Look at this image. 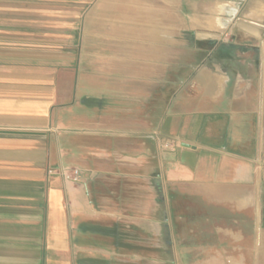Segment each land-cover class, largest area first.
<instances>
[{
  "label": "crops",
  "instance_id": "1",
  "mask_svg": "<svg viewBox=\"0 0 264 264\" xmlns=\"http://www.w3.org/2000/svg\"><path fill=\"white\" fill-rule=\"evenodd\" d=\"M187 24L176 0H0V264H205L189 254L238 241L260 207L264 0L226 41L261 39L256 57L215 62Z\"/></svg>",
  "mask_w": 264,
  "mask_h": 264
},
{
  "label": "rangeland",
  "instance_id": "2",
  "mask_svg": "<svg viewBox=\"0 0 264 264\" xmlns=\"http://www.w3.org/2000/svg\"><path fill=\"white\" fill-rule=\"evenodd\" d=\"M244 0H176L179 2V17L181 24L187 26L188 22L196 27L197 46L213 51V56L217 59L215 62H219L222 58L236 60V57L248 56L253 53V56H258L263 51V44L258 38L250 36V40L247 43H252L255 46L254 51H248L247 48H241L239 45L233 43L227 44L226 41L232 40L231 31L235 25V16L238 8L242 5ZM255 2V0H254ZM209 7L212 11H209ZM227 10L226 22H221L222 16ZM212 15L214 24L209 31L205 28V22ZM181 26V27H183ZM220 27L223 29L221 30ZM232 28V29H231ZM186 29V28H185ZM184 28H181V35H186L188 32ZM191 29V28H190ZM221 30V31H220ZM227 30L228 33L226 32ZM191 32V30H190ZM248 39V38H246ZM203 41H210L213 48H210L209 43L205 45ZM216 45V47H214ZM182 51V50H181ZM183 51L181 52V55ZM251 57V56H250ZM202 58V55L197 54V62ZM234 61L229 65L232 67ZM263 85V84H262ZM261 85V86H262ZM264 157H260L261 160V186H260V207L257 211H243L238 212L240 215L239 223L236 229L240 233L236 236L238 241H234L235 237L227 236L228 244L221 246L223 249L219 252H192L189 255H193L198 259H206L205 264H211V261L215 259L217 264H264ZM181 254V253H180Z\"/></svg>",
  "mask_w": 264,
  "mask_h": 264
},
{
  "label": "built area",
  "instance_id": "3",
  "mask_svg": "<svg viewBox=\"0 0 264 264\" xmlns=\"http://www.w3.org/2000/svg\"><path fill=\"white\" fill-rule=\"evenodd\" d=\"M63 177L72 183H80L82 179V171L77 168L65 169L62 172Z\"/></svg>",
  "mask_w": 264,
  "mask_h": 264
}]
</instances>
